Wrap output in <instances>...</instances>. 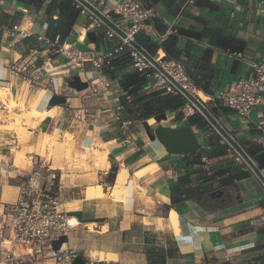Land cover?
Segmentation results:
<instances>
[{
  "label": "crops",
  "instance_id": "0c3cea01",
  "mask_svg": "<svg viewBox=\"0 0 264 264\" xmlns=\"http://www.w3.org/2000/svg\"><path fill=\"white\" fill-rule=\"evenodd\" d=\"M59 1L0 0V23L7 19L31 21L34 34L58 42L62 35V42H73L79 49L96 53L115 43L116 40L103 37V30L96 31V42H89L86 17L78 12L69 24L60 13ZM119 1L105 0L104 12L112 14L113 6ZM142 1L157 12L153 20L157 34H162L173 23L179 33L158 42L141 29L134 40L150 54L160 47L166 56L178 61L190 80V90L206 96L210 110L245 150L254 155L264 151L256 140L257 125L264 123V83L260 99L249 116L238 115L217 98L230 84L252 74L248 61L258 62L264 56V0ZM1 33L0 29V36ZM42 48L46 47L37 42L35 36L17 41L13 46L0 44V84L10 88L16 102H21L24 92L18 81L7 73L5 64L11 55L35 53L39 56L42 52L38 50ZM54 61L59 67L62 59ZM111 66L106 69V77L111 81L106 93L93 95L86 88L76 91L68 86L69 90L65 91L58 77L57 91L68 96V103L53 105L57 109L44 116L34 130L35 135L69 134L82 148L107 149V156L118 166L131 169L127 170L121 200L110 197L115 177L113 183L108 180L87 187L81 199L82 207L76 208L86 221L72 222L66 248L82 255L85 261L107 264H264V187L261 182L244 162L236 161L234 154L227 152V144L221 139L219 144L225 150L216 152L217 135L207 124L190 125L200 143L194 155L168 153L157 139H150L140 125L134 128L135 145L121 144L122 133L112 118V111L114 105L123 100L122 93L127 91L119 81L124 73L133 70L126 51L113 58ZM149 89L146 80L141 92H150ZM85 106L89 107V113L84 121L71 118L73 109ZM179 109L172 112L175 114ZM122 114L139 118L143 114L142 105L133 101ZM190 116L161 124L189 125ZM8 133L0 130L1 136H13ZM205 159L208 170L200 165ZM101 160L102 167L107 169L108 157L106 160L103 156ZM142 169L146 171L136 176ZM106 173L99 174L98 178ZM12 178L19 182L18 178ZM17 182L11 184V197L16 194ZM96 191L103 197L89 199ZM215 191L222 194L212 195ZM172 214L176 224L171 221ZM91 218L101 219L90 221ZM66 219L68 224L72 221ZM89 223L93 225L89 227ZM93 253L96 255L92 257Z\"/></svg>",
  "mask_w": 264,
  "mask_h": 264
},
{
  "label": "built area",
  "instance_id": "2783aa9c",
  "mask_svg": "<svg viewBox=\"0 0 264 264\" xmlns=\"http://www.w3.org/2000/svg\"><path fill=\"white\" fill-rule=\"evenodd\" d=\"M86 1L105 14L125 34L124 37L120 36L82 3L72 0L73 6L88 21L87 31L103 30L105 39L116 40L108 49L99 53L89 49H79L73 42L60 43L58 40L34 34L31 21L24 23L22 20L15 22L7 19L0 23L2 31L0 44L7 43L9 46H13L17 41L35 36L36 41L46 47L38 50L42 52L39 56H35V53L25 56L11 55L5 64L7 73L18 81L24 96L33 90L40 89L43 92L40 98L41 103L48 104L52 95L64 94L57 91L56 79L60 77L62 82H65V78L73 74L75 70H78L77 74L82 80L88 82L86 89L89 90V94L95 95L101 91L106 93L111 87V81L106 77V69L112 68L113 58L124 51L129 56L131 69L143 76L150 87L158 84L159 80L160 82L167 80L141 52L131 45L130 41L134 40V36L139 30L144 29L149 36L152 34L158 42H161L168 36L179 33L174 23L162 34H157L153 28V20L157 16V12L154 8L145 5L142 0H120L113 6L112 14L104 12L105 0ZM187 2L191 3L193 0H187ZM159 51H162L160 47L155 50L154 54H151L154 60L182 85H190V80L185 75L182 65L175 59L166 56L163 51L162 55L157 56ZM55 58L62 59L59 67L55 65ZM87 64L92 67L93 72L86 69ZM247 64L252 70V74L233 82L217 97L225 106L242 116H249L253 106L260 99L264 83V56L258 62L248 61ZM83 73L89 78H82L81 74ZM152 80L157 82L151 84ZM169 86L172 85L168 81L167 88ZM59 87L61 88V84ZM122 97L123 100L117 102L113 107L112 118L122 133L121 144L135 145L134 127L137 119L122 114L131 105L132 96L128 91H124ZM66 99H68L67 95ZM79 110L81 113H78ZM79 110L73 109L71 118L84 121L86 114L89 113V107H81ZM257 128L259 135L256 140L264 150V123L258 124ZM221 141L225 142L223 138ZM15 145V137L0 135L1 149L11 151ZM226 150L234 154L236 161L243 162L242 158L228 144ZM2 162L0 160V176L13 171L14 174L9 177L18 178L19 183L16 186L15 196L8 201L1 200L2 190L0 191V264H44L46 260H52V264H78L73 263L77 253L72 249L60 248L57 251L52 249L51 242L61 235H67L72 227L66 219L67 211L61 208L59 203V186L56 192L53 190L55 176L48 173L45 178H42L40 170L44 166L37 163L36 160L31 162L28 171L14 167L12 160H7L3 164ZM2 165L6 166L4 173L1 171ZM200 165L208 170L207 159ZM261 170L264 174V169ZM85 264L107 263L86 260Z\"/></svg>",
  "mask_w": 264,
  "mask_h": 264
},
{
  "label": "rangeland",
  "instance_id": "374dc122",
  "mask_svg": "<svg viewBox=\"0 0 264 264\" xmlns=\"http://www.w3.org/2000/svg\"><path fill=\"white\" fill-rule=\"evenodd\" d=\"M87 65L88 66L86 67V69L89 72H93L92 67L89 64ZM77 71L78 70H75L73 74H77ZM82 76L84 78H89L84 73L82 74ZM155 82L157 81L152 80L151 84H154ZM167 84H168L167 80L165 82H160L159 80V83L156 84L154 87H150L149 91L151 92L157 89H165L167 92L175 93L176 89L173 88L172 86H169V88H167ZM0 86L6 87L3 84H0ZM66 87H67L66 83L63 82L62 88H64L65 91L69 90ZM189 91L193 93L192 90ZM42 93L43 92L41 90H38L36 93L31 92L30 94H28V96H23L21 102H16V100H14V96L12 95L10 88H8V91L1 92V94H3L4 96L2 95V98H0V117H1L0 130H6L10 134H13V137L16 138V145L11 149V151H9L8 149L0 150V160L3 161L2 164L7 160H12V164H14L15 157L18 155L22 159H21V164L16 167L23 169V171H28L30 169L32 160L34 161L36 158L37 163L45 164L44 167L41 168L40 170L42 178H45L48 175V173H50V175L53 174L55 176L53 179V190L56 192L59 186V203L61 205V208H64L67 211L77 210L76 208L82 207V204L84 203L81 199L84 197L87 187L97 185L108 180L111 181L110 183H113L112 181L114 180L115 174L119 169V167L121 166H118V164H116V162L113 160L111 156L109 155L107 156V149L98 150V148H94V149L93 148L88 149L84 147L82 148L74 143L72 136L69 134H64L63 136H59L57 134H51L49 135L50 137L47 136V138L48 137L49 138L47 139L46 143L51 147H49V149L44 147V145H42L41 142L42 139H44L45 135L43 133H39L38 135H35L34 130L36 126L31 127L34 118H31L30 121L24 120L22 118L20 124L16 125L15 119L13 118L12 120L11 118L12 114L10 113H17L20 115L22 114L24 116L27 110L29 109V107L31 106V104H33L34 107H36L38 110L40 111L43 110L44 107L40 101ZM183 99L185 101V104L175 114L172 111H164L167 115V118L161 120V123H171L173 122L172 120H174V118L175 119L187 118L188 116L192 115L195 112L193 107L190 106L191 104H189L184 97ZM203 102L209 108V103H207L206 101ZM51 114L53 113L51 112ZM135 118L137 119L136 125L138 126L140 125L145 129L146 128L154 129V127L152 126L153 123H156L157 125V122L153 118V116L148 118H142L140 116L138 118L137 116H135ZM6 119H8L9 122ZM23 120L26 122L24 123ZM210 129L211 131L215 132L212 128ZM20 139H22V141ZM48 140L51 142L50 144H48L49 142ZM67 140L68 142L70 141L71 142L68 143ZM51 144H53L54 146H52ZM104 155L106 156V160L108 157V160L110 162V165L107 169L105 167H102L101 164L102 161L101 159ZM96 165H98V167ZM5 168H6L5 165L1 166V171L3 173L6 171ZM103 168H105L106 171H104ZM126 168L128 171H131L130 167H126ZM104 172H107L106 175H103L101 178H98V175L103 174ZM13 174L14 172L11 171L9 172V174H2V176H0V191L3 189L4 192L3 194H1L3 196V198L1 197V200L3 201H8L13 198L9 194V191L13 190L11 184L17 182L16 180H14V178L9 177L10 175ZM40 180L43 181L44 179H40ZM18 183L19 182H17V184ZM15 189L17 190V188H14V190ZM104 197H107V194ZM83 215L84 217H86V214ZM77 221H70L69 225L72 226L71 225L72 222L74 223ZM92 225L93 224L91 223L88 224L89 227H91ZM95 255L96 254L93 253L92 257ZM44 264H52V263L46 260Z\"/></svg>",
  "mask_w": 264,
  "mask_h": 264
},
{
  "label": "water",
  "instance_id": "95a60500",
  "mask_svg": "<svg viewBox=\"0 0 264 264\" xmlns=\"http://www.w3.org/2000/svg\"><path fill=\"white\" fill-rule=\"evenodd\" d=\"M82 3L86 8L93 12L101 21L107 26L112 28L120 36L124 37L125 34L115 24H113L100 10L92 6L86 0H77ZM86 37L89 42H96V32L88 30ZM131 45L141 52L154 66L158 69L163 76L171 83V85L179 92L189 104L192 105L195 112L199 113L207 125L214 129L215 133L223 138L225 142L233 148V150L242 158L243 162L251 170V172L257 177L264 187V174L247 153L244 146L235 138V136L222 124L216 114H214L210 108L201 100L198 96L191 93L184 85L178 82L172 77L164 68H162L152 57V55L142 46H140L135 40L130 41ZM66 85L76 91H81L88 87V82L82 80L78 74H71L65 78ZM68 101L64 94H54L49 100V106L67 105ZM157 122V126L154 129L146 128L147 135L150 139H157L170 154H188L194 155L200 148V143L190 125H181L176 127L164 126L161 124V120L166 119L167 115L165 112H161L153 116ZM221 191H215L212 195L220 196ZM68 216H75L78 221L84 222L86 219L82 217L80 210L67 211ZM101 218H91L90 220H100ZM67 235H61L57 239L51 242L52 249L57 251L61 248L62 244L67 242ZM73 263L85 264V258L82 255L76 254Z\"/></svg>",
  "mask_w": 264,
  "mask_h": 264
},
{
  "label": "trees",
  "instance_id": "16d2710c",
  "mask_svg": "<svg viewBox=\"0 0 264 264\" xmlns=\"http://www.w3.org/2000/svg\"><path fill=\"white\" fill-rule=\"evenodd\" d=\"M26 1L31 2L33 0ZM58 8L60 10V13L67 18L68 23L71 24L78 13V10L72 4V0H60L58 3ZM63 37L64 36L62 35L60 36L59 42L63 41ZM119 83L130 93V95L132 96V102L134 101L142 105V118L155 116L158 112L175 111L185 104L182 95L176 90L175 93L167 92L165 89H157L146 93L141 92V88L146 83V79L136 71L124 73ZM188 120L189 125L197 124L200 127L207 124L204 118L197 112H194ZM216 137L215 150L218 153H223V150L225 149H223L219 144V139L221 138L218 135ZM247 153L250 156L254 155L253 153L248 151ZM253 157L259 168L264 169V151L258 152Z\"/></svg>",
  "mask_w": 264,
  "mask_h": 264
},
{
  "label": "bare ground",
  "instance_id": "6f19581e",
  "mask_svg": "<svg viewBox=\"0 0 264 264\" xmlns=\"http://www.w3.org/2000/svg\"><path fill=\"white\" fill-rule=\"evenodd\" d=\"M160 55H162V51H160L159 53H158V55L157 56H160ZM185 87L188 89V90H190L191 89V85H188V84H185ZM5 91H8V88L7 87H3V86H0V94H1V92H5ZM8 93V92H7ZM4 94V93H3ZM3 94H1V96H0V98H2V95ZM196 96H198L201 100H203V101H205V99H206V96L204 95V94H202V93H200V92H198V93H196L195 94ZM4 96V95H3ZM8 101H10V100H8ZM3 102V101H2ZM7 102V101H6ZM9 103V102H8ZM191 107H192V105H190ZM8 107V106H7ZM13 107H15V106H13ZM12 107V108H13ZM190 107V108H191ZM14 109V108H13ZM41 109H43V108H41ZM57 108H56V106H52L51 108H49V109H47V108H44L43 110H38L36 107H34V105H32V107L30 106L29 107V109L27 110V112L25 113V115L23 116L22 114L20 115V114H17V113H10V114H12L11 115V118H12V120H13V118L15 119V124L16 125H19L20 124V121H21V119L23 118L24 120H29L30 121V119L31 118H34V120H33V122H32V126L31 127H34V126H37V124H38V122L40 121V120H42L43 119V117L44 116H46V115H49V114H51V112H53V110H56ZM17 110V109H16ZM14 111V110H13ZM12 111V112H13ZM2 112V111H1ZM10 112V111H9ZM25 112V111H24ZM9 114V115H10ZM4 115V114H3ZM1 118V117H0ZM9 119V118H8ZM8 119H6L7 121H8ZM11 120V121H12ZM23 120V121H24ZM9 122V121H8ZM26 121H24V123H25ZM23 125V124H22ZM29 125V124H28ZM156 125V123H153V125L152 126H155ZM13 126V125H12ZM21 126V125H20ZM27 126V125H26ZM24 128V127H23ZM22 128V129H23ZM28 128H29V126H28ZM155 128V127H154ZM44 135H45V137H44V139H42V142H41V144L42 145H44V147H46V148H48L49 149V147H51L50 145H47V143H46V141H47V139L50 137L49 135L50 134H48V133H44ZM47 136H49L48 138H47ZM54 137V136H53ZM41 139V138H40ZM54 139V138H53ZM21 141H22V139H20ZM50 140V139H49ZM48 140V141H49ZM57 141V140H56ZM51 142H52V139H51ZM50 141L48 142V144H50L51 143ZM67 142H68V140H67ZM71 142V141H70ZM70 142H68V143H70ZM56 143V142H55ZM150 144V143H149ZM52 146H54L53 144H51ZM68 146V145H67ZM67 146H66V149H67ZM63 147H65V146H63ZM70 148H71V146H70ZM89 149V148H88ZM62 150H64V149H62ZM69 150V149H68ZM67 153H69V152H67ZM20 155V154H19ZM98 156V155H97ZM105 156V155H104ZM23 157V156H22ZM101 158V157H100ZM158 158V157H157ZM21 157L20 156H16L15 157V160H14V164H13V166H18V165H20L21 164ZM93 159V158H92ZM90 160H91V158H90ZM97 167H98V165H96ZM146 171V169H142V170H140V171H137L136 173H135V175L136 176H140V175H142L144 172ZM127 174H128V171H127V169L125 168V167H123V165H122V167H121V169L116 173V176H115V181H114V184H113V187H112V189H111V192H110V197H112L114 200H121L122 198V194H123V192H124V183H125V181H126V178H127ZM66 181V180H65ZM7 192V191H6ZM7 196H8V194H7ZM6 196V197H7ZM101 196H103V194L101 193V192H99V191H96L95 193H93L92 195H91V198L90 199H95V198H99V197H101ZM2 198H3V196H1ZM66 218H70V220H72V221H77V218L76 217H74V216H67ZM171 221H172V223L173 224H176V219L174 218V215L172 214L171 215ZM61 248L62 249H64V248H66V244L64 243V244H62V246H61Z\"/></svg>",
  "mask_w": 264,
  "mask_h": 264
}]
</instances>
